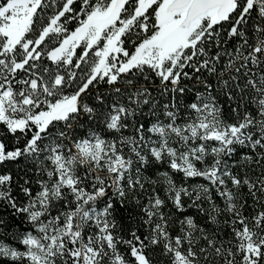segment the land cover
I'll return each instance as SVG.
<instances>
[{"label": "snow or ice", "instance_id": "snow-or-ice-1", "mask_svg": "<svg viewBox=\"0 0 264 264\" xmlns=\"http://www.w3.org/2000/svg\"><path fill=\"white\" fill-rule=\"evenodd\" d=\"M0 264H264V0H0Z\"/></svg>", "mask_w": 264, "mask_h": 264}]
</instances>
